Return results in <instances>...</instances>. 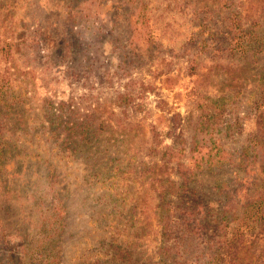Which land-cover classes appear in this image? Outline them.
<instances>
[{"label":"rangeland","instance_id":"rangeland-1","mask_svg":"<svg viewBox=\"0 0 264 264\" xmlns=\"http://www.w3.org/2000/svg\"><path fill=\"white\" fill-rule=\"evenodd\" d=\"M147 2L138 9L127 0H0V74L17 94L15 117L0 113V120L23 153L13 148L0 186L4 262L8 253L30 252L34 259L39 247L47 249V215L58 194L68 204L61 264H113L109 253L120 244L164 264L156 186L179 175L157 151L189 152L199 93L239 91L232 116L241 124L224 140L229 150L252 133L264 139V116L259 126L261 111L246 104L251 90L264 84V49L254 60L217 49L227 6L245 26L255 25L264 48V0ZM145 166L153 169L140 177ZM217 171L196 176L206 200L218 199L212 192L217 178L239 199L236 169ZM181 225L175 234L191 239L185 240L190 248L177 247L178 264H207L208 235H187ZM249 237L235 264H264L262 245Z\"/></svg>","mask_w":264,"mask_h":264},{"label":"trees","instance_id":"trees-1","mask_svg":"<svg viewBox=\"0 0 264 264\" xmlns=\"http://www.w3.org/2000/svg\"><path fill=\"white\" fill-rule=\"evenodd\" d=\"M136 4L138 9L147 6V0H127ZM227 6V5H225ZM225 21L219 26L220 37L223 42L217 48L223 50L234 57H244L254 60L258 58L262 47V34L257 33L255 25L245 26L238 17L237 12L229 6L225 9ZM79 17V16H78ZM201 24V23H200ZM210 29H214L213 27ZM213 34V33H211ZM216 34V33H215ZM215 49V47H212ZM6 74H0V113L3 117L16 115L15 106L11 100L17 94L11 91V84ZM6 78V79H5ZM260 78H264L261 77ZM239 91L219 96L201 94L197 100L199 109V121L195 126L191 140L189 152H183V148H167L158 150L157 155L164 162H174L179 175L176 181L170 177L161 179L157 186L158 214L162 235L165 243L159 248L161 255L160 262L164 264H178L177 247L186 244L185 240L191 237L175 234V228L180 223L188 230L187 235L194 232L205 233L210 240L208 248L209 261L207 264H233L237 263L240 246L249 240L262 245L259 248V256H264V139L261 135L252 133L246 138L239 149L229 150L224 140L232 137L235 127L241 124L234 115L239 109L240 101L237 100ZM247 103H251L252 110L261 111L257 119L261 125L264 112V84L251 90L247 97ZM228 113V119L224 115ZM245 118L246 115H243ZM17 118V116H16ZM0 120V186L4 182V177L11 167V151L16 150L17 155H22V147L13 144L8 137L3 134V123ZM155 151V150H153ZM236 169L241 177L236 189V194L240 198L231 194L225 178H217L214 182L213 194L217 198H211L205 194V190L199 187L196 176L201 172L217 173L218 169L230 167ZM14 167V166H13ZM132 167L123 169V172L132 170ZM153 167L145 166L141 171L143 177L149 173ZM55 176L54 171L48 174ZM55 180V179H52ZM3 189H6L3 187ZM220 196L222 201L220 200ZM223 196V197H222ZM178 197L184 198L177 200ZM6 201L0 198V203ZM209 201V202H207ZM221 203L218 206V203ZM66 204L65 200L58 194L53 195L51 211L47 215V249L38 248L37 256L32 258L30 253V264H61L60 255L62 246L59 241L66 234ZM53 208V210H52ZM3 216L0 212V244H3ZM182 226V233L185 231ZM60 238H57V236ZM187 245V244H186ZM190 248L188 245L184 249ZM114 252L109 253L113 264H157L153 262V257L136 254L134 246L116 245ZM201 252V251H200ZM199 252V253H200ZM28 252L17 256V254H7L5 261L0 257V264H28ZM199 255L198 257H201ZM47 257V258H46ZM83 264H104V261L96 259Z\"/></svg>","mask_w":264,"mask_h":264}]
</instances>
